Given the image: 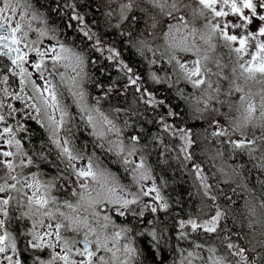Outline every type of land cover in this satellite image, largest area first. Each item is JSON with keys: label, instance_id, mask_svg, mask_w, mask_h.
Masks as SVG:
<instances>
[{"label": "snow or ice", "instance_id": "snow-or-ice-1", "mask_svg": "<svg viewBox=\"0 0 264 264\" xmlns=\"http://www.w3.org/2000/svg\"><path fill=\"white\" fill-rule=\"evenodd\" d=\"M23 3L24 11L20 13L21 17H24L25 12L30 13L31 20H40L41 23H45L44 13L33 6L31 0H4L3 6L0 7V13L8 12L15 14L17 6ZM94 2V0H93ZM108 5L118 4V8H112L105 13L106 17H115L118 21L112 27L114 29L122 28L125 24L128 26L127 32H120V36L125 38L126 45L132 49H135L136 53L141 57L145 56L146 52H151L153 56L157 52H160V57L168 56V63L173 61L182 70V74L177 76V79L173 82L178 84L181 80L191 84L193 89H202L201 95L195 97L197 103L195 106L189 105L192 108L193 118L197 120H205L208 124V128H211V136L215 138L227 137L226 142L231 145L233 150L246 151L249 156L257 151L261 150V164L259 167L264 168V88H261L259 92H252L251 89L241 95L239 101L231 103L219 99L221 87L219 81L216 82V86L213 87V83L210 78H206V73L210 72L206 62L210 57L205 53L201 55V49L195 43V41L189 42L188 35H197L199 31V38L204 44L208 45L209 50L216 48V44L212 43L214 37L223 41L225 47L230 51H234L237 55V62L244 55H250L251 59L244 63H238V67L241 70L239 78H243L245 81L254 80L258 83L264 84V0H196L197 8L193 9V19L204 17L207 23L204 25L206 31L197 30L192 28L189 33H184V29H187L191 21H186L183 15H176L183 5V0H107ZM142 3L149 4L154 9H159L161 16H167L169 19L174 20L175 23H169L167 30L164 31L161 28V34L165 40V46L163 51L159 47L153 48L145 39H134L137 36L135 31L140 23L141 17L132 14V10L139 9L140 12L146 13L147 9L140 7ZM79 4L70 3L69 0H64L63 7L72 11V15L69 20H75L81 25L80 31L87 37L89 41L95 39L93 49L95 51L104 52L109 54L106 57L107 60L112 61L117 69L126 78V83L122 85L120 94L123 95L127 92L129 87H133L138 94V98L146 105H154L164 107L163 100H157L152 91L148 87L142 85V77L134 72L132 66L126 63L122 57L121 52L115 47H108L105 49L102 40L96 38V34L88 28V25L84 23L86 13L82 15L76 9L80 7ZM187 7V5H183ZM43 7V6H41ZM229 10H225V9ZM90 11H95L92 8V3L88 4ZM61 8L59 3L57 7L51 9L54 12H60ZM244 10H248L245 14ZM209 13L211 19H209ZM235 15L237 20H229V15ZM223 17V21L218 18ZM3 23H0V56H7L11 61V65L7 67V73H11L15 76H19L21 83V91L13 92L10 87L2 89L3 96L5 98L10 97L13 100L31 101V103H25L24 107L30 111L25 113L29 119L36 120L42 127H44L49 133V139L52 145L58 149L57 159L61 163H65L63 171L57 170L55 175H52L47 181L40 179L41 175H47V173L33 172L29 177H25L21 182L18 177L22 175V172L16 170L23 169L34 163L32 156L24 150L21 145L20 139H17L16 133L25 131V126L20 125L16 130L7 123L9 118H14V114L18 113L20 109H16L12 104L6 105L5 99H0V110L5 105L9 109L7 116L0 111V125H3L0 129V141L3 145L15 146L16 151L5 150L0 147V171H4V175L0 176V253H5L6 249H11L13 253L17 251L16 238L12 232L8 230V225L14 217L12 216L13 209H26L20 212L19 217L15 219L23 220L27 218L32 220V227L27 228L21 235L30 237L26 239V248L32 250H46L53 249L50 254V259L44 260L40 256L34 258L33 264H55L56 261H62L63 264H111V258H106L104 255H98L101 251L111 252L112 257H115V252L112 248L108 247L109 237L105 234V230L109 224H113L112 217L108 214H103L101 223V212L97 210L98 207L102 208L105 203L115 206L114 212L118 216H126L131 214L135 217H144L145 208L150 209L152 213L161 211H167L169 209L168 202L159 194V191L153 185L148 190H143L139 194L132 193V199L126 197L113 198L111 194L116 193L117 189L123 191L124 186L119 183L117 176L110 172L107 168H101L98 164H95L92 157L88 158L86 164L78 165L76 161L83 160L84 157L75 149L71 139V130L68 124L73 119L68 110V105L63 101V92L60 91L61 85L68 84V80H71V86L67 88L68 93L73 98L79 109V115L81 121L90 126L92 131L90 135L97 137L100 140L106 141L108 144L107 151L113 152L116 149L118 157L122 156V164L125 166L126 171H130L134 175V182L140 183L141 181L149 180L152 178L151 169L146 163V157L140 156L139 160L130 159L135 156L140 149L138 148L140 136L132 135L129 139V144L125 145L121 127L109 118L108 114L99 106L102 100L109 98L111 93L117 91V86L120 84L117 79L113 84H110L107 89H104V85L97 83L95 87L101 88L103 95L96 97L94 104L87 102V93L83 87L85 80L90 81V77L84 71L85 57L83 52L76 51L75 48L66 46L64 43H60L57 37V29L54 27L38 28L36 31L39 37L49 36L50 40L57 41L58 50L56 45H50L47 49L41 50L37 46V41L28 42V32L23 31L20 23H16L13 27L10 22V18H3ZM259 20L261 23L255 32L250 30V26L255 20ZM151 27L157 28L162 22L157 20L156 17H152ZM215 21V22H213ZM31 30V25L28 26ZM66 27L71 28L69 23ZM229 29H242L241 34H235L230 32ZM19 33V35H18ZM180 34V35H178ZM139 35H143L140 33ZM153 39L156 38V34L152 33ZM23 43L25 48H28V52L22 51L20 45ZM234 45H238L235 46ZM255 51H251V49ZM191 53L196 58L191 61L181 62L175 53ZM29 52H35L40 58L38 60H31ZM13 53L15 55H13ZM51 53V55H49ZM44 57H48L52 61L53 71L49 73V76L55 78L59 76L60 84H54L52 79L47 78L44 75L42 65L44 64ZM158 59L149 60V65L156 64ZM65 61H73L71 64L72 71L75 75L65 78V73L58 71V66L63 64L65 68L70 66L69 63H63ZM30 64L33 69H36L40 75L39 80L42 83H38L37 80L32 79V73L24 67V64ZM95 63V61H93ZM219 66V61H216ZM191 64L192 67H188ZM19 71H15V69ZM236 72V68H233V73ZM220 75V73H216ZM150 79L153 83L162 84L164 78L159 77L155 72L150 73ZM228 79V77H224ZM9 75L0 73V83H8ZM31 84L33 92L36 95H27L24 93V86ZM211 90V91H209ZM244 89L239 84L235 83V80L229 82V89L227 95L234 93H242ZM178 95L185 101L189 102L190 97L185 96L183 90L178 92ZM258 97V100H257ZM212 101H216L220 105L227 103L229 112H221L220 108L213 106ZM203 103V107L200 103ZM31 110H35L36 115H31ZM235 110L240 112L239 117L233 118L230 112ZM111 111L120 112L121 109L116 108ZM259 113V115H257ZM58 114V116H57ZM180 113L174 110H168L165 114L160 116L159 123L162 124L165 131H171L173 136H179L184 141V145L181 151L185 154L184 159L191 161L192 152L190 149L195 146L196 140L193 138L192 130L190 128H177L174 124H169L166 121L168 118L178 117ZM220 117L224 118V124L221 123ZM227 125L225 127L224 125ZM125 122V127H127ZM249 131H251V137H249ZM256 131H259L260 135H256ZM61 132L65 133L61 137ZM207 132V129H205ZM114 135L115 140L109 137ZM224 143L225 141H219ZM99 147L103 148L104 143H100ZM42 159H47L43 153L38 154ZM222 155V153H218ZM10 157H26L21 158L19 163H15ZM192 167L195 169L196 174L200 176L201 184L204 189V196L211 199L213 202L217 200V196L211 192V186L205 182L206 178L201 175L200 165L193 163ZM70 175L76 177L78 187L80 189L91 188L96 192L95 197L89 193L87 197L84 192H77L73 187L72 195H79L80 200L87 204L85 211L91 210V219L95 224L89 223L88 216H70L60 211L57 205V198L51 195V192L57 186V181L66 179L64 172H69ZM221 171H223L221 169ZM15 173V174H14ZM238 173H234L235 178ZM9 181H13L10 183ZM264 184V182H262ZM19 185V187L17 186ZM25 189L32 190L29 195ZM22 193V196H14L12 192ZM155 192V197H152L156 203H146L139 211L131 208V205H137L141 202V196L150 197L151 193ZM26 201V202H25ZM64 205L68 208H73V205L65 200ZM264 208V204L261 205ZM54 209V210H53ZM214 215H209L208 218L200 220L199 216L193 218L189 216L188 219H181L178 221L180 229H185L186 226H190L193 232L203 230L205 233H217L218 225L222 219H227L228 213L226 210H222L218 205L214 207ZM210 210V211H211ZM202 211V210H201ZM58 213V215H57ZM47 217L49 221H55V223L45 224L44 218ZM62 218V219H61ZM149 221V224H152ZM43 226L38 228L37 226ZM113 227H118L113 224ZM84 231V238L82 240H76L75 238L69 240L62 233L73 232L80 233ZM225 232L224 240L226 248L231 256L235 259V264H264V253H257L256 247L264 248V240H260L258 245H253L250 249L240 247L236 243L231 242L232 235L230 230L221 229ZM132 229L125 226L121 227L119 231H116L111 238L113 240L119 239L122 235L131 232ZM264 234V233H262ZM94 235L95 240L89 239V236ZM139 235V233H138ZM154 242H158L159 237L155 230L150 233ZM186 236L185 231L179 232V239H184ZM81 244L83 247H75V245ZM157 243H153V247H156ZM196 247H202L196 245ZM58 249V250H57ZM119 251V249H117ZM183 251V250H181ZM214 252V249H209ZM256 253V256L249 260L248 252ZM124 253L127 256V260L121 262V264H132V260L138 256V250L132 247L130 244L124 245ZM197 256L193 252H188L187 256L183 257L181 264H193L192 257ZM78 257V258H73ZM7 260L8 264H22L21 259L17 256L15 259L12 256L3 257ZM213 264H224V258H217L213 261Z\"/></svg>", "mask_w": 264, "mask_h": 264}, {"label": "trees", "instance_id": "trees-1", "mask_svg": "<svg viewBox=\"0 0 264 264\" xmlns=\"http://www.w3.org/2000/svg\"><path fill=\"white\" fill-rule=\"evenodd\" d=\"M31 1L36 8L44 13L49 27L57 29V37L85 55L84 70L90 77V81L85 80L84 85L92 102L95 103L96 97L103 95L101 88L94 85L97 83L103 84L106 90L117 79L120 81L117 91L111 93L108 99L102 100L100 105L126 110L122 113L123 118H117L118 122L121 126L122 123L124 124L125 129H123L128 143H130L128 138L132 135L141 137L138 144L140 151L137 154L146 157V163L151 169V181L169 204L167 211L152 213L150 209H145V215L142 218H134L130 214L121 217L113 209H110L109 214L119 217L117 224L127 225L132 229V234L135 235L134 239L139 255L137 264H178V260L181 259V255L179 256L178 253L181 250L184 251L190 245L194 246L195 243L204 246L213 242L220 251L226 250L228 252V249H226L228 241L224 240L225 232L221 230L225 228L233 234L231 242L246 249H250L253 245H258L260 240H264L262 234L257 232L253 220V215L264 217V208L261 207L264 204V184H262L264 182V168L259 167L260 163L256 162V158H252L256 155L249 156L246 151L233 150L231 145L226 142L225 137L219 139L213 137L212 140H209L212 129L208 128L205 120L194 119L189 102H185L178 95V92L183 88L190 89L188 84L181 82L182 88L172 86L176 84L167 82L169 80L167 79L168 75L173 72V64L167 63V66L161 67V63L158 61L156 64L149 65L148 61L156 59V56L146 52L147 59H145L137 54L135 49L128 47L123 42L125 38L120 36V32L128 31L127 24L119 29L112 27L118 21L115 17H106L105 13L112 8H118V4L114 3L108 6L107 0H94V2L93 0H69L70 3L81 5L77 9L81 10L83 15L86 13L85 21L91 27V31L96 34V38L102 40L105 49L115 47L121 52L122 59L133 67L136 74L142 77V85L148 87L157 100H163L164 107L144 104L139 100L133 87H129L125 94H120L122 85L127 82L126 78L123 77V74L112 61L106 59L109 53L107 51H95L93 49L95 39L89 41L76 25V21L69 20L72 14L69 9L63 7L64 0ZM58 3L61 8L60 12L51 11V9L57 7ZM89 3H92V8L95 11L88 9ZM143 6L147 9L146 13L135 8L132 10V14L141 17V23L135 30L137 36L134 39H145L152 46L155 41H158L161 46L163 39L161 28L165 31L170 19L167 16H161L159 10L152 8L150 5L142 3L140 7ZM152 17H156L157 20L162 22L155 29L151 27ZM69 23L72 25L71 28L66 27ZM140 33H143V35H139ZM152 33L156 34L155 39H153ZM152 72L164 78V82L162 84L153 83L150 79V73ZM174 75L177 79V75ZM224 88L227 89V86H224ZM184 95L186 96L185 93ZM168 110H174L180 115L168 118L167 123L174 124L177 128H190L192 130L196 144L190 149L193 154L191 161L185 160V154L181 151L184 142L179 140L178 136H173L171 131H165L162 124L159 123L160 116ZM221 112H229V110L221 108ZM75 116L77 117V114ZM125 119L127 120L125 121ZM220 120L224 124V118L220 117ZM125 122H127V127H125ZM224 126L227 127L226 124ZM205 129H207V132H205ZM33 130L34 133L40 134L37 126H34ZM88 135L85 136L86 138L81 137V135L78 137L77 133L74 132V145H78L80 150L83 148L90 149L88 151L97 149L112 166L111 169L118 174L119 177L117 178L120 184H128L130 176L128 171H121L124 165H122L119 157L108 152L107 148L95 147L96 144ZM221 140L225 142L220 143ZM91 141L94 144L93 147ZM36 143L39 153H44L45 148H39V145H43V142L39 139V142ZM216 143L218 144L215 145ZM207 145L213 146L211 149L216 152V155H208L211 149L207 150ZM218 153H222V155H218ZM193 163L200 165L201 175L206 178L205 182L211 186L212 194L217 196L216 201L213 202L204 196L201 179L192 167ZM109 164L105 165L109 166ZM218 165L225 172L221 171ZM234 173L239 175L230 178L234 176ZM125 178L126 181H123ZM90 189H87L88 194L91 192ZM217 205L228 213L227 219L220 221L217 233H205L202 229L193 232L190 226H186L185 229L179 228L178 221L181 219L186 220L189 216L193 218L199 216L200 220H204L209 215H214V210L211 209H214ZM137 207H142V204L139 203L134 208ZM149 221L153 223L149 224ZM141 228H144V230ZM141 230L143 231L138 235L137 232ZM153 230L156 231L159 237L158 242H154L150 235ZM180 231L186 232L184 239H179ZM220 241L222 244H220ZM153 243H157V246L153 247ZM256 252L264 253V248L257 246ZM247 254L249 260L256 256V253L251 251Z\"/></svg>", "mask_w": 264, "mask_h": 264}, {"label": "rangeland", "instance_id": "rangeland-1", "mask_svg": "<svg viewBox=\"0 0 264 264\" xmlns=\"http://www.w3.org/2000/svg\"><path fill=\"white\" fill-rule=\"evenodd\" d=\"M13 2H14V0H13ZM125 2H126V0H125ZM3 3H4V0H0V7L3 6ZM195 3H196V0H190V3H187V2L185 3V1H183V5H187V7H184L182 5L180 11L178 13H176V15H183L185 17L186 21H191V23H189L188 28L184 29V33H189L192 28H196L197 30L206 31V29L204 28V25L207 23V21H206V19L204 17H199L197 19H193V9L198 7V6L195 5ZM237 3H239V0H237ZM32 4L35 7L33 2H32ZM144 4L149 5L147 3H144ZM142 8H145V6H143ZM225 10H229V9L226 8ZM22 11H24V8H23V3L21 2V4L19 6H17V11H16L15 14L11 13L10 11H8V12L0 13V15H2L3 17L9 16L10 22H11V20H13L15 18H18L19 22H21L20 21L21 20L20 19L21 18L20 13ZM244 11H245V14H247L248 10H244ZM27 13L28 12H25L24 17L26 16ZM156 16H157V14H156ZM208 18L211 19V14L210 13H209V17ZM158 19H159V17H158ZM218 19L223 21L224 18L221 17V18H218ZM228 19L235 21V20L238 19V17L235 16V15H231L230 14ZM213 22H215V21H213ZM27 23H29L31 25V27H35L36 29L43 28V27H45L44 24L46 25V23H44V24L41 23L40 20H31V19H29L27 21ZM169 23H175V21L170 19L168 24ZM260 23L261 22L258 21V19L255 20L253 22V24L250 26V30L255 32L257 30V28L259 27ZM166 30H167V27H166ZM229 31L230 32L234 31L235 34L239 35V34H241V32L243 30L242 29H235V30L229 29ZM35 34L36 35L38 34V32L36 30H35ZM50 35L51 34L49 33V36ZM178 35H180V34H178ZM49 36L40 37L42 40H44V42H46V49L50 45H56L57 46V50H58L57 41L50 40ZM261 39H264V38H261ZM188 40H189V42L195 41L196 45L198 47H200V49H201V55H204L206 53L210 57V59L208 61L203 62V63H206L207 67L210 69V72L206 73L205 75H206V78H210L211 79V81L213 83V86L216 84L217 81H219V84H220V87H221V82L225 83V82H228V80L229 81L230 80H235L236 84H239L240 86L243 87L244 92H242V93H234V96H233V95H227L226 94L228 89H229V87H227V89L224 88V86L226 85V84H224V86L221 87V89H224V90H222L220 92V94H219V99L220 100L229 101L231 103H236L237 101H239L240 96L246 94L249 91V89H251L252 92H259L260 89L263 88L264 84L258 83V82L254 81V80L245 81L243 78H239V73H240L241 70L238 67V63H244L245 61L250 60L251 59L250 55H244L237 62L236 53L234 51H230L229 48L225 47L224 44H223V41L220 40L217 37H214L213 40H212V43L216 44V48L213 49V50H209L208 49V45L204 44L203 41L200 40L199 31H198L197 35H195V36L188 35ZM59 42L62 43V41H60V40H59ZM164 46H165V40L163 38L162 42H161V46H160L158 41H155V44L152 47L153 48L159 47L160 50L163 51ZM235 46H238V45H234V47ZM251 51H255V49L253 48V49H251ZM49 55H51V53ZM175 55L177 56V58L181 62L191 61V60L196 58L191 53H183V52H179V51H177L175 53ZM155 56H156V59L159 58L158 61L161 63V65H160L161 67L162 66H167V63H168V56L167 55H165L163 57H160V52H157ZM217 60L219 61V66L216 63ZM221 60H222V62H221ZM63 63H69L70 66L68 68H65L63 66V64H61L60 66H58V71L65 73L66 74L65 75L66 79L68 77H70V76L75 75V73L72 71V67H71V64H73L74 62L73 61H65ZM45 64H46V71L52 72L53 71V69L51 67L52 61L50 59H48V57H45ZM172 64H173V72L174 73L172 72V73H170L168 75L167 79H169V80H167V82L169 81V84H176V83H173L176 80V77H175L174 74H176L178 76L179 74H182V70L175 63V61H173ZM188 67H192V65L189 64ZM234 67L236 68V72L235 73H233V68ZM216 73H220V75L218 76V75H216ZM225 76L228 77V79H224ZM49 78L52 79L53 77L49 76ZM57 79H59V76H58ZM181 82L187 83L186 81L181 80L178 84L172 85V86L182 87L183 85L181 84ZM71 83H72L71 80H68V84L63 85L64 87H60V91L63 92V97L62 98L66 97L70 101V103H69L70 105L66 104V102H64V103L66 105H68V110H70L71 115L74 114V132L77 133L78 137H80V135H81V137L86 138L85 136L88 135V134L90 135V132L92 131V129H91L90 126L86 125L83 121H81V119H79L80 118V115L78 114L79 113V109H78L77 105L75 103H73V98L67 91V88L71 86ZM187 84L190 87V89L186 90V89H184L182 87L183 88V92L186 94V96L190 97L189 104H191L192 106H195L196 103H197L195 97L200 96L203 88H206L207 85L202 86V89H193L191 84H189V83H187ZM83 87L85 89V85L84 84H83ZM85 91H86V89H85ZM209 91H211V90H209ZM257 100H258V97H257ZM87 102L89 104H94V102H92L90 100L88 94H87ZM211 103L213 104V106L220 108V111H221V108H224V110H229L227 103L224 104V105H220L216 101H212ZM99 106L105 112V114H108L109 118L112 119L115 123H117V121H118V119H120V117L123 118L122 117V113L126 112V110L121 109V108H119V109H121V111L118 112V113L115 112V111H111L112 109H116L118 107L115 108L113 106L112 107H110V106L104 107V106H101V105H99ZM200 106L203 107V103L202 102L200 103ZM73 109H74V113H73ZM231 112L232 113H230V115L233 118L239 117L241 115L240 112H236L235 110H233ZM75 114H77V117L75 116ZM257 115H259V113H257ZM57 116H58V114H57ZM126 120L127 119H125V121ZM83 123L86 125L85 127H84ZM121 127L124 128V124L123 123H122ZM255 134L257 136L260 135L259 131H256ZM90 136L93 139V142L96 144L95 147H97V148L99 147L98 145L100 143L103 142L105 144V142H106V141L98 139L97 137H94L93 135H90ZM209 137H210L209 140H212L213 137L211 135H209ZM249 137H251V131H249ZM109 138L113 139V140L116 139V137H114V135H111ZM178 138H179V136H178ZM179 140H181V139L179 138ZM182 142H184V141L182 140ZM91 144H92V147H93L94 144L92 143V141H91ZM106 144H105V146L103 148H101V147H99V148H101V149L108 148V144L107 145ZM128 144H129L128 140L126 139L125 145H128ZM217 144L218 143H216L215 145H217ZM212 147L213 146L210 147V146L207 145V150H210ZM88 150H90V149H88ZM88 150L86 151V153L89 155V157H92V159H93L95 164H98L100 167L104 166L105 164H109V162L106 161V159H104L102 157V155L98 152L97 149H93L92 150L93 152L92 151H88ZM118 151H119V149H118ZM211 154L212 155L213 154L216 155V152L213 151V149H211V151L208 152V155L211 156ZM254 155H256V156L255 157L253 156L252 158L253 159L256 158L255 159L256 162L261 164V162H262L261 161V150L257 149V151L254 153ZM121 158H122V156H121ZM139 158H140V156L136 153V155L131 157L130 159L139 160ZM108 167L112 168V166L110 164H109ZM218 167H220L222 169V167L220 165H218ZM124 168H125V166H124ZM223 172H225V171L223 170ZM128 173H129V176H130V181L128 182V184H126V191L127 192L119 191L117 189L116 193H114V194L110 193L109 194L113 198H116V197H127L128 199H132L133 197H132L131 194L132 193L139 194L141 192L142 186H143V190L146 191V190H148L149 188H151L154 185V183L151 181V179L145 180V181H141L140 183H136V182H134V175L130 171H128ZM123 181H126V178ZM159 194H160V192H159ZM155 195H156V193L153 192V193H151L150 197L141 196V202L140 203L142 204V207L146 203H156V201H154L152 199V197H155ZM81 204L82 203H80V200L77 202V200H76V198L74 196V211H76L78 209L79 212H80V215L74 213V216H80V217L88 216L89 217V223L94 225L95 222L91 219V212L89 213L88 211H85V209L82 207ZM134 207H136V205H132L131 208H133L136 211H139V209L141 208V207H137V208H134ZM145 209H147V208H145ZM102 216H103V214H101V223H103ZM253 217H254L253 220L255 221L254 223L256 225L255 228H256L257 232L260 233V234L264 233V217H262V215L261 216L253 215ZM113 224H114V222H113ZM121 227H125V225L122 224ZM121 227L119 226L118 228H116V227H113L112 224H109L108 228L105 230V234L109 237V239L107 241L108 247L113 249V251L115 252V257L114 258L112 257V253L111 252L101 251L100 253H98V255H104L106 258H111V264H115V263L119 264V263H121L123 261H126L128 259L126 254L124 253V245L128 244V243H121L120 240H121L122 236L127 237V235H129V233H127L125 235H122L119 239H116V240H113L111 238V236L116 231H119ZM141 229L144 230V228H141ZM143 230H141V231H139L137 233L140 234ZM84 231H86V230H82L80 233H74V238L76 240H79L80 237L84 238ZM131 233H133V232H131ZM262 236L264 237V234H262ZM95 238L96 237L94 235L89 236V239H91V240H95ZM220 244H222L221 241H220ZM193 245L194 246H191V245L189 246L188 245L189 247H186V249L183 252L181 251V253H182L181 257L182 258L178 260V262H180V264H181V261L183 260V257L187 256L188 252H193L195 254H198V258H197V256H194V257L191 258L193 260V264H213L214 260H216L217 258H221V257L224 258V264H235V259L236 258L231 257L230 254L228 252H226V250L220 251L218 246L215 243H213V242L208 243V244H206L204 246H203V244H200V243H198V244L195 243ZM196 245H200L202 247H196ZM75 247H79V245L77 244V245H75ZM117 249H119V251H117ZM209 249H214L215 251L211 252V251H209ZM224 252H226V253H224ZM181 253H180V255H181Z\"/></svg>", "mask_w": 264, "mask_h": 264}, {"label": "flooded vegetation", "instance_id": "flooded-vegetation-1", "mask_svg": "<svg viewBox=\"0 0 264 264\" xmlns=\"http://www.w3.org/2000/svg\"><path fill=\"white\" fill-rule=\"evenodd\" d=\"M0 17H3L0 15ZM3 18H9V16L3 17ZM29 19V14H26L25 17L21 18L23 20L22 22H19L18 18H15L11 20V25L14 27L16 23H20L21 28L23 31L28 32V42L30 43L31 41H37V46L41 48V50L46 49V42L42 40L39 37V34H35V29L32 28L29 30V23L25 22ZM14 21V22H13ZM259 21V20H258ZM4 19L0 18V23H3ZM42 25V24H41ZM19 35V33H18ZM20 48L22 51L28 52V48H25L23 43L20 45ZM13 55H15L13 53ZM29 57L31 60H38L40 59L35 52H29ZM11 65V61L7 56H0V73L2 74H7L9 75V82L8 83H0V99H5L6 100V105L7 104H12L14 108L20 109L18 113L14 114V118H9L7 120V123L10 124L13 127V130L15 131L16 128H18L20 125L25 126V131L22 132H17L16 137L17 139H20L21 145L23 146L24 150L28 153L29 156H32L34 163L32 165H29L23 169H17V172H22V175L18 177V179L23 182L25 177H29L31 173L33 172H39V173H47V175H41L39 178L42 180L47 181L48 179L51 178L52 175H55L57 170L63 171L65 168V163H61L60 160L57 159V154H58V149L55 148L54 145L51 144L50 139H49V133L48 131L42 127L39 123L36 122V120L29 119L25 113H28L30 110L28 108L24 107L25 103H31V101H20V100H13L10 97L5 98L2 93V89L5 87H10V90L13 92H20L21 91V83H20V77L15 76L11 73H7L6 69L8 66ZM24 67L28 69L29 72L32 73V79L37 80L38 83H42V81L39 80V75L40 73L31 67L30 64L25 63ZM42 69L44 70V75L49 78V73L46 71V64H45V57H44V64L42 65ZM15 71H19V69H15ZM58 76L55 78H52L54 84H60V80L57 79ZM50 79V78H49ZM60 87H64L61 85ZM24 93L27 95H36V93L33 92V88L31 84H28L24 86ZM63 101L66 102V104H69L70 101L68 98L64 97ZM0 110L3 111V113L7 116V113L9 109L7 106ZM70 105V104H69ZM74 111V109H73ZM70 113V110H69ZM74 113V112H73ZM71 114V113H70ZM31 115H36L35 110H31ZM73 118L70 123L68 124V127L71 130L70 133V139L74 145V114L71 115ZM34 126H37L40 134L34 133L35 131L33 130ZM3 125H0V129H2ZM33 127V128H32ZM65 133L61 132V137H63ZM39 139L43 142V145H39V148H45L44 155L47 157V159H42L38 154L39 150L37 149V143L39 142ZM0 147H3L5 150L13 151L15 152V146H8V145H3L2 141H0ZM78 148V147H77ZM79 149V148H78ZM79 151H82L83 153H86V148L79 149ZM84 157V156H83ZM23 158L26 159V157H10L9 159H13L15 163H19V160ZM85 159V158H84ZM77 163V161H76ZM78 164V163H77ZM79 165V164H78ZM15 174V173H14ZM4 175V171H0V176ZM64 177L66 179H62L60 181H57V186L54 188L51 192L52 196H55L57 198V205L60 208V211L64 212L67 215L74 216V196L72 195V189L74 187V183L76 182V177L74 175H70V170L69 172H64ZM12 183L13 181H9ZM0 183H3L2 180H0ZM19 187V185H17ZM28 194H31L32 190L25 189ZM12 195L14 196H22V193H16L12 192ZM67 200L69 203L73 205V208H68L64 205V201ZM26 202V201H25ZM26 209H13L12 211V216L14 219H12L8 225V230L12 232L13 236L16 238L17 242V251L16 253H13L11 249H6L5 253H0V264H8L7 260L4 259L3 257L5 256H12L14 259L19 256L21 259L22 264H33L34 258L36 256H40L41 259L48 260L50 259V254L53 252V249H46V250H32L30 248H26V239L30 237H25L21 235L22 232H24L27 228L32 227V220H29L27 218H24L23 220L20 219H15V217L20 216V212L24 211ZM54 210V209H53ZM58 215V213H57ZM109 216L112 217V220L115 225H117V220L118 218L114 214H108ZM0 218H3L0 216ZM62 219V218H61ZM45 224L47 223H55V221H49L47 217L44 218ZM113 225V224H112ZM121 227V225H119ZM118 226V227H119ZM38 228H42L43 226L38 225ZM116 227V228H118ZM67 239L71 240L74 238V233L73 232H63L62 233ZM129 233L127 237L122 236L120 242L121 243H128L132 247H135L137 249L135 239H134V234ZM83 238L80 237L79 240H82ZM82 247V246H79ZM58 250V249H57ZM138 250V249H137ZM179 252V256H180ZM182 256V253H181ZM73 258H78V257H73ZM139 258V255L137 256L136 259L132 260V264H137V260ZM182 258V257H181ZM55 264H63L62 261H56ZM116 264V263H115ZM121 264V263H119ZM180 264V262H178Z\"/></svg>", "mask_w": 264, "mask_h": 264}, {"label": "bare ground", "instance_id": "bare-ground-1", "mask_svg": "<svg viewBox=\"0 0 264 264\" xmlns=\"http://www.w3.org/2000/svg\"><path fill=\"white\" fill-rule=\"evenodd\" d=\"M171 104V103H170ZM170 107V106H169ZM243 172V171H242Z\"/></svg>", "mask_w": 264, "mask_h": 264}]
</instances>
